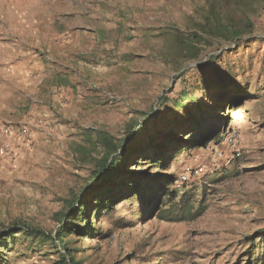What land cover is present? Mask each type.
<instances>
[{"label": "rangeland", "instance_id": "1", "mask_svg": "<svg viewBox=\"0 0 264 264\" xmlns=\"http://www.w3.org/2000/svg\"><path fill=\"white\" fill-rule=\"evenodd\" d=\"M248 6L230 10L252 33L191 61L171 33L193 32L206 0H0V146L11 150L0 156V231L55 236L67 202L94 182L99 135L120 142L141 129L139 147L158 133H220L163 167L154 150L135 161L141 182L178 191L174 202L135 194L63 250L18 234L0 264H58L65 249L80 264H264V0Z\"/></svg>", "mask_w": 264, "mask_h": 264}, {"label": "trees", "instance_id": "2", "mask_svg": "<svg viewBox=\"0 0 264 264\" xmlns=\"http://www.w3.org/2000/svg\"><path fill=\"white\" fill-rule=\"evenodd\" d=\"M250 0H206V10L203 14V22L198 24L196 29L189 35L181 32L171 33L173 42L177 47V51L184 55H188V59L193 61L200 57L201 47L203 45L210 47L214 42H236L245 34H250L253 31V23L247 18H238L232 14L230 7L235 6L238 10L249 8ZM234 99V98H233ZM202 121H198V125H202ZM217 127V126H216ZM217 130V129H216ZM219 130L213 131V126L202 131L201 136L195 142H189L180 139L181 134L173 132L170 134L158 133L160 142L143 143L139 147H135L134 143L137 139H141L143 132H130L120 142L99 135L98 143L101 144L105 153L104 157L97 164L96 177L93 183H90L85 196H76L67 202V211L61 215L59 222L60 228L55 236L46 234L38 229H33L28 225L14 224L11 227L0 231V255L2 250L7 248L9 239L14 242V238L18 234H25L33 238H46L63 250L64 239L71 233H76L84 227L93 226V219L100 210L111 209L118 203L132 198L135 194H140L143 197L147 206L152 207L159 198L163 195L168 198V202H174L179 198L178 191H168L167 185L157 184L152 180L144 182L136 171L132 172L131 168L135 166V161L149 160V157H141L140 154L146 153L149 150H154L153 163L163 167L169 161L165 157L182 146L183 150L190 149L196 146H205L214 138L219 136ZM136 139V140H135ZM158 176V175H154ZM158 181V179H155ZM154 195V199L149 197ZM163 198V199H164ZM183 199V198H182ZM181 199V200H182ZM170 209H165L161 218L168 213ZM90 210L93 211L92 215ZM67 256L62 257L58 264H80L75 262L70 256V253L65 249Z\"/></svg>", "mask_w": 264, "mask_h": 264}, {"label": "built area", "instance_id": "3", "mask_svg": "<svg viewBox=\"0 0 264 264\" xmlns=\"http://www.w3.org/2000/svg\"><path fill=\"white\" fill-rule=\"evenodd\" d=\"M14 131L15 130L12 129V132H14ZM7 132L12 133V132H10V130H7ZM17 132L22 134V135L26 134L25 133L26 131H24V130H18ZM10 152H11V150H10V147L7 143L0 146V156H2V157L7 156L10 154Z\"/></svg>", "mask_w": 264, "mask_h": 264}]
</instances>
